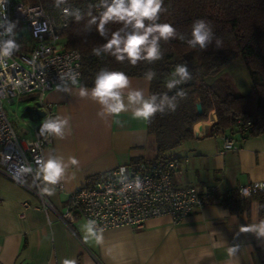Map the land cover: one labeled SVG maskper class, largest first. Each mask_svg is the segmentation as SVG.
<instances>
[{
  "label": "crops",
  "instance_id": "obj_1",
  "mask_svg": "<svg viewBox=\"0 0 264 264\" xmlns=\"http://www.w3.org/2000/svg\"><path fill=\"white\" fill-rule=\"evenodd\" d=\"M220 76L242 95L249 91L250 81L241 58L229 62ZM130 82L124 91L126 103L127 93L134 89H143L149 96L150 84L145 78H130ZM20 101L30 102L28 106L36 103L33 97ZM46 101L54 106L53 118L66 121L63 138L53 134L52 144L44 152V161H61L63 190L44 182L40 172L36 174L43 199L52 206L45 213L33 190L0 172V264H62L64 259H74L76 264H264V236L241 231L264 220L259 202L250 200L247 210L239 214H232L220 204L226 193L264 180V133L245 139L240 133H226L236 149L223 151L220 138L211 135V126L216 122L211 111L170 154L188 160L175 185L215 186L218 192L212 198L214 203L179 224L169 217H159L148 220L137 231L126 227L102 231L103 243L97 244L80 215L75 214L69 228L59 215L65 210L69 194L92 184L96 176L132 161L155 157L147 121L134 119L130 112L105 115L100 105L90 97H81L80 88L74 86L50 90ZM28 116L33 125L21 127L19 134L31 138L39 118ZM72 158L78 162L73 164ZM28 184L33 189L32 183ZM46 188L54 194L48 195ZM81 222L85 225L78 230ZM232 247L236 252L229 256Z\"/></svg>",
  "mask_w": 264,
  "mask_h": 264
},
{
  "label": "built area",
  "instance_id": "obj_2",
  "mask_svg": "<svg viewBox=\"0 0 264 264\" xmlns=\"http://www.w3.org/2000/svg\"><path fill=\"white\" fill-rule=\"evenodd\" d=\"M90 1L99 13V0ZM70 17L68 5L0 0V48L9 40L16 45L8 56L0 54V172L33 190L41 199L45 213L52 206L44 201L35 176L39 172L36 161L44 160V152L53 141V135H40L43 120L55 115L54 106L46 101V93L56 87L70 86L76 73H79L76 80L81 78L79 52L65 50L60 41V32L68 27ZM24 36L28 37L25 41ZM26 97H33L43 112L31 138L17 133L4 109L5 103ZM243 126L245 131L252 128L250 122ZM217 137L223 151L236 149L228 135ZM187 162V159L170 158L160 163L142 162L136 168L117 166L89 186L70 193L59 218L69 228L78 214L86 224L94 221L97 232L122 227L137 231L148 220L159 217H169L179 224L214 203L212 198L218 192L215 186H176L174 181ZM52 186L63 190L60 178ZM235 192L241 199L264 196V180L241 185Z\"/></svg>",
  "mask_w": 264,
  "mask_h": 264
},
{
  "label": "trees",
  "instance_id": "obj_3",
  "mask_svg": "<svg viewBox=\"0 0 264 264\" xmlns=\"http://www.w3.org/2000/svg\"><path fill=\"white\" fill-rule=\"evenodd\" d=\"M22 1L71 7L70 22L60 32V41L65 50L79 52L81 78L70 86L90 89L95 75L102 68L122 71L129 78H144V74L152 69L157 75L150 83L149 96L166 94L169 98L175 97V111L165 104L164 113H157L147 121V134L154 145L155 157L132 161L129 167L175 158L170 153L188 137L195 124L208 118L211 111L216 117L211 135L240 133L245 139L264 133V0H164L166 11L158 22L171 24L178 32L177 38L160 42L164 52L162 60L153 64L142 61L135 66L127 61L119 63L109 54L93 55L92 49L105 43V40L90 23L93 16L100 14L94 11L90 0ZM77 11L81 17L79 20L73 14ZM197 19L205 20L213 29V39L204 51L192 49L185 42L191 38V26ZM121 26L110 23L106 27L116 31ZM217 38L222 41L221 47L217 46ZM235 58L243 60L250 81L249 91L244 95L234 93L229 80L220 76L222 69ZM184 63L192 79L167 89L166 82L175 66ZM180 91L186 94L183 98L177 95ZM159 102L160 95L157 97ZM197 103L201 106L200 114L195 108ZM245 122H250L251 130H244ZM252 199L259 202V214L264 218V196L241 199L233 191L223 196L220 204L232 214H239L247 210Z\"/></svg>",
  "mask_w": 264,
  "mask_h": 264
},
{
  "label": "clouds",
  "instance_id": "obj_4",
  "mask_svg": "<svg viewBox=\"0 0 264 264\" xmlns=\"http://www.w3.org/2000/svg\"><path fill=\"white\" fill-rule=\"evenodd\" d=\"M164 0H99L98 8L102 9L98 16H93L90 23L95 25L98 35L105 40V43L92 49L93 55L100 57L102 54H109L115 57L116 61L123 63L127 61L132 66L138 62L153 64L163 59L164 52L161 48V41L168 42L176 39L178 32L169 23H159L160 16L166 9L163 7ZM76 19L81 17L79 12L73 13ZM110 23L121 24L116 31H110L106 26ZM11 29H9L10 31ZM183 39V37H181ZM213 39V29L208 22L197 19L191 26V38L185 42L192 49L199 48L204 51L208 48ZM217 46H222L221 39L217 38ZM16 45L9 40L0 48V54L8 56ZM73 75V83H77ZM157 73L149 69L145 74V80L150 84ZM192 79L186 63L175 66L171 73V78L166 82L167 89H173L176 85L187 83ZM129 76L122 71H111L102 68L95 75L93 85L89 89L80 87L81 97H90L101 106L105 115L119 116L123 112H130L134 119L150 121L157 113H164V106L175 111L176 105L173 98L166 94H152L145 96L143 89H134L127 93V103L125 102L124 91L130 87ZM160 95V102L157 97ZM183 98L186 94L183 91L177 92ZM129 106H133L129 109ZM101 116V112L97 113ZM66 121L57 118H46L40 128V135L45 133L63 138L62 129ZM78 161L72 158V163ZM39 172L42 180L47 184H56L64 172L63 165L56 158L48 160H37ZM31 171V169H28ZM48 195H53L54 190L44 189ZM247 194V193H245ZM89 235L95 237L97 244L103 243L102 231L97 232L94 221H88L85 225ZM242 232H254L257 236H264V220L259 224H250L241 228ZM236 248L228 249V255L232 256ZM62 264H76L74 259H64Z\"/></svg>",
  "mask_w": 264,
  "mask_h": 264
},
{
  "label": "rangeland",
  "instance_id": "obj_5",
  "mask_svg": "<svg viewBox=\"0 0 264 264\" xmlns=\"http://www.w3.org/2000/svg\"><path fill=\"white\" fill-rule=\"evenodd\" d=\"M13 1H18V0H13ZM30 4H36V3H30ZM16 37L20 39V34L16 33ZM27 38H28L27 36H24L23 40L25 41V40H27ZM233 91H234V93L241 94V92H238V91H240L238 89H235V90L233 89ZM29 104H30V102L20 101L18 99L14 100V102H12V103H5L4 104V109L6 111L8 118L13 123H16L15 124L16 128L19 126L17 129L18 133H19L21 127L26 129L27 125L28 126L33 125L31 118H29V116L27 114H25V112H24L25 107H27ZM25 115L28 117H25ZM22 123H23V125H25V127H23ZM83 225H85V224L82 223V224L78 225V230L83 229Z\"/></svg>",
  "mask_w": 264,
  "mask_h": 264
},
{
  "label": "water",
  "instance_id": "obj_6",
  "mask_svg": "<svg viewBox=\"0 0 264 264\" xmlns=\"http://www.w3.org/2000/svg\"><path fill=\"white\" fill-rule=\"evenodd\" d=\"M195 108H196L197 113L200 114L201 113V106L199 103L196 104ZM24 112H25V114L32 115L36 118H41L43 116V112L39 109L38 103H34L32 106L25 107ZM194 127H193V129H194ZM197 129H198V126H197Z\"/></svg>",
  "mask_w": 264,
  "mask_h": 264
}]
</instances>
